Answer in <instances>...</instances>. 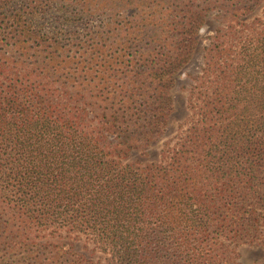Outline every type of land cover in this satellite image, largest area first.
<instances>
[{
	"label": "trees",
	"instance_id": "obj_1",
	"mask_svg": "<svg viewBox=\"0 0 264 264\" xmlns=\"http://www.w3.org/2000/svg\"><path fill=\"white\" fill-rule=\"evenodd\" d=\"M236 1L243 13L257 0ZM169 2L0 0V264H222L221 239L258 222L233 182L264 185L261 33L226 63L227 40L213 36L185 88L197 115L185 135L160 163L124 162L166 130L174 76L198 44L200 20L178 21ZM52 10L64 20L48 26ZM104 15L81 40L67 30ZM103 34L119 67L83 68ZM63 230L104 257L42 241Z\"/></svg>",
	"mask_w": 264,
	"mask_h": 264
},
{
	"label": "rangeland",
	"instance_id": "obj_2",
	"mask_svg": "<svg viewBox=\"0 0 264 264\" xmlns=\"http://www.w3.org/2000/svg\"><path fill=\"white\" fill-rule=\"evenodd\" d=\"M235 2L237 3L236 0H170L171 9L169 10H173V15L178 21H190L193 19L189 18L190 16H195L197 20H200L198 44L192 54V58L174 76L172 88L173 112L168 119L166 130L145 150L134 152L124 159L125 163L145 165L147 163L162 162L163 149L169 148V153H171L172 150L170 149L177 145L185 135L192 120L197 118L194 109L188 103V92L185 88L190 87L192 83L194 84L196 76L201 74L204 66L205 48L210 45L213 36L224 35L227 40L225 48L230 49L228 53L225 52L223 59H221L222 63H226L231 62L229 59L230 55L235 58L246 44H249L250 41L252 44L259 33H261V36L264 35V0H257L249 12L245 11L243 13L234 11ZM164 3L168 5L166 1ZM64 16L63 13L52 10L48 13L45 20L49 21V26L50 22L55 24L60 18L64 20ZM106 16L72 21L67 30L72 31L73 34L78 33L81 40L85 38L89 30H94L91 28L100 25V20H105ZM171 20H174V18ZM57 26L59 27V24ZM107 31L108 29L105 30V32ZM110 36L104 35V40L102 41L103 49L100 52L97 54L88 52L85 55V63H82L83 68L89 69L94 66L97 68L96 71H105V67L112 65L113 62L114 67H119L118 62L121 63V61L118 57L121 55L122 50L118 47L113 50L112 47L109 49L105 47V42H108ZM118 42L121 43L120 39ZM74 47L76 45L71 48ZM253 47L255 46L253 45ZM75 50L74 48L72 53ZM78 55L79 52L74 54L72 62ZM124 74L120 77H116L114 74L111 82L114 83L117 80L115 84L119 83L122 81ZM74 104L75 102L71 104V108H74ZM88 119H92V115H89ZM261 180L264 182V172L260 174V178L255 183ZM242 186L243 184L238 180L233 182V189L238 194L235 202L245 206L244 210L248 212L245 219H248L249 213L253 211L258 216V222H255L256 225L252 226V222H249L248 219L240 237L222 238L220 243L226 245L228 254L220 256V258L223 259L222 264H264V185L255 186L259 191L258 193L248 188L244 190ZM244 191L246 194H243ZM42 234L44 235L42 239L44 242L47 240L51 242L61 240L66 245L75 246L74 250L84 253L87 260L97 261L100 257H104L103 253L96 249L94 244L87 242V237L84 235H69L65 230L61 231L60 237H52L48 232ZM86 245L88 246L87 248H85ZM218 251H222L221 245ZM219 254L221 255V253Z\"/></svg>",
	"mask_w": 264,
	"mask_h": 264
}]
</instances>
